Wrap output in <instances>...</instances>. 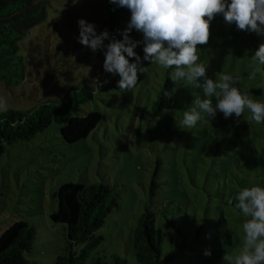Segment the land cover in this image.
I'll list each match as a JSON object with an SVG mask.
<instances>
[{"label": "rangeland", "instance_id": "obj_1", "mask_svg": "<svg viewBox=\"0 0 264 264\" xmlns=\"http://www.w3.org/2000/svg\"><path fill=\"white\" fill-rule=\"evenodd\" d=\"M44 1L46 20L26 34L18 50L25 79L11 87L0 83V97L6 100V110L0 113L32 110L87 80L95 96L83 105L81 115L98 111L104 118L95 133L74 144L63 141L60 126L52 124L29 141L5 146L0 157V235L14 222H27L36 232L27 259L33 264H55L66 241L64 226L51 220L56 209L53 194L70 182L103 183L120 192V208L97 232L105 239L86 264L97 259L110 264L115 256L132 262L137 217L147 207L157 214L169 206L189 214L194 230L197 225H215L221 209L228 226L188 240L157 214L168 264H224L225 251L235 252L241 246L244 218L234 207L235 196L244 187H264V124L249 123L248 113L225 118L218 112L215 119L194 129L177 127L184 111L156 110L170 70L144 61L142 43L134 51L145 71L139 73L135 89L122 92L120 77L104 69V51L79 42L80 19L94 24L97 34L107 29L111 37L123 40L131 18L127 8L109 0ZM210 33L209 43L198 45L207 76L239 75L241 91L264 100V76L247 79L251 56L264 44V33L240 30L226 23L222 14L211 22ZM129 35L143 40L134 29ZM129 60L136 62L135 57ZM197 95L203 98L201 89H193V99ZM154 180L160 187L151 197ZM205 250L211 255L205 256Z\"/></svg>", "mask_w": 264, "mask_h": 264}, {"label": "trees", "instance_id": "obj_2", "mask_svg": "<svg viewBox=\"0 0 264 264\" xmlns=\"http://www.w3.org/2000/svg\"><path fill=\"white\" fill-rule=\"evenodd\" d=\"M47 18L44 0H0V83L11 87L25 79V66L18 50L22 39ZM264 66V65H263ZM176 87L169 99L165 93ZM89 81L71 87L62 97L48 99L29 111L10 109L0 113V157L5 146L17 141H29L58 124L59 137L68 144L77 143L95 133L103 120L98 111L81 115L82 107L94 99ZM193 89L176 86L170 76L166 79L157 101V111H185L192 106ZM160 183L151 185V197L157 194ZM55 201L51 220L64 226L66 245L55 264H86L92 251L99 247L104 236L97 232L106 225L108 216L120 208L118 190L100 184L66 183L53 194ZM215 225H197L193 229L189 214L178 206L163 208L160 215L170 226L188 240L203 238L215 227L228 226L225 212L218 211ZM157 214L149 207L137 217L133 236L132 262L115 256L110 264H168L164 253V233L157 228ZM36 232L27 222L17 221L0 235V264H33L26 253L34 247ZM93 264H107L97 259Z\"/></svg>", "mask_w": 264, "mask_h": 264}, {"label": "clouds", "instance_id": "obj_3", "mask_svg": "<svg viewBox=\"0 0 264 264\" xmlns=\"http://www.w3.org/2000/svg\"><path fill=\"white\" fill-rule=\"evenodd\" d=\"M117 7L131 12L130 21L123 31V40L111 37L105 29L97 34L96 26L84 19L78 21L79 42L93 51L103 50L104 69L119 76L118 87L122 92L131 91L139 82V73L145 71L141 57L134 51L143 44V60L161 69L170 70V79L176 86L201 89L203 98L197 95L192 106L183 112L176 126L194 129L200 122L215 119L218 112L225 118H240L245 113L249 123L264 124V100L255 99L238 86L239 75L218 73L217 79L207 76V68L201 62L198 45L210 40L211 22L222 14L225 22L238 29L264 33V0H109ZM115 10V9H113ZM136 30L143 34L142 41L133 40L129 33ZM109 40V43H105ZM126 54V55H125ZM135 57L136 62L129 58ZM247 57V55L245 56ZM264 44L251 56V69L247 79L264 76ZM201 78L203 82L201 83ZM176 87L165 95L171 99ZM0 110H6V100L0 97ZM234 207L243 216L240 226L241 246L235 252L225 251L224 264H264V187H244L235 196ZM233 206V199L227 200ZM205 256L211 251L205 250Z\"/></svg>", "mask_w": 264, "mask_h": 264}]
</instances>
